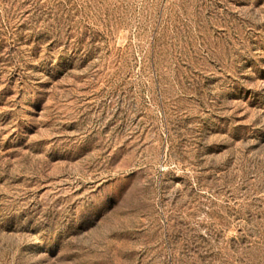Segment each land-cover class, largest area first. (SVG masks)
<instances>
[{
	"label": "rangeland",
	"instance_id": "374dc122",
	"mask_svg": "<svg viewBox=\"0 0 264 264\" xmlns=\"http://www.w3.org/2000/svg\"><path fill=\"white\" fill-rule=\"evenodd\" d=\"M0 264H264V0H0Z\"/></svg>",
	"mask_w": 264,
	"mask_h": 264
}]
</instances>
